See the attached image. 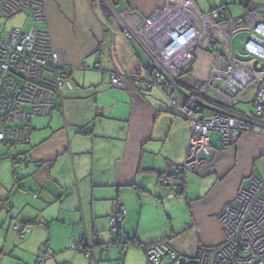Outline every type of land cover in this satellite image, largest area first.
<instances>
[{"label": "crops", "instance_id": "obj_1", "mask_svg": "<svg viewBox=\"0 0 264 264\" xmlns=\"http://www.w3.org/2000/svg\"><path fill=\"white\" fill-rule=\"evenodd\" d=\"M46 1L42 29L74 72L52 116L32 120L27 143H0V264H37L45 247L51 255L45 264H126L132 250L142 254L141 246L164 240L183 258L222 245V210L235 204L244 178L264 180V133H246L228 149L212 137L209 164L186 173L182 192L172 196L162 180L183 170L190 123L160 91H141L131 80L115 88L110 75H144L158 60L176 77L186 69V86L204 82L214 43L227 30L211 11L224 7L232 17V6L244 14L245 6L238 0H201L200 7L195 0H107L102 12L97 0ZM247 5L262 10L264 0ZM130 33L137 41L131 43ZM120 206L127 216L116 235L110 218ZM150 210L158 217L149 218ZM143 222L152 231L144 239Z\"/></svg>", "mask_w": 264, "mask_h": 264}, {"label": "built area", "instance_id": "obj_2", "mask_svg": "<svg viewBox=\"0 0 264 264\" xmlns=\"http://www.w3.org/2000/svg\"><path fill=\"white\" fill-rule=\"evenodd\" d=\"M108 5L107 0H97ZM241 4L246 0H238ZM101 9V8H100ZM262 10L248 7L239 18H232L226 8L211 11L214 23L228 25L223 41L212 53L215 61L207 79L186 86L183 70L176 75L154 60L152 70L136 77L110 75L115 88H124L131 80L141 91H160L168 106L191 126L183 173H197L209 164L214 153L212 137L218 135L222 149L230 148L246 133H264V19ZM27 14L33 28L24 32L15 28L5 35L0 25V143L8 146L23 145L31 135L34 118L50 117L57 108L58 98L67 88L74 69L68 66L56 48L48 30L46 0H0V19L12 20ZM124 32V31H123ZM130 32V31H128ZM131 43L137 41L130 33ZM125 37L127 34L122 33ZM244 38L241 48L235 47L237 38ZM250 57L251 64L236 57ZM258 68L253 69V63ZM82 69L87 70L86 65ZM180 76V77H179ZM250 94V95H249ZM249 95V97H247ZM251 101L252 114L242 113L237 106ZM200 116V117H199ZM172 196L182 192L184 180L163 179ZM11 206V202L7 203ZM12 217L16 214H11ZM127 216L124 206L111 216V230L118 234ZM224 242L215 248H201L191 258L181 257L168 241L144 247L148 264H264V180L252 174L240 184L235 204H227L219 217ZM70 248L81 247L71 242ZM46 251V249H44ZM91 258V250L86 251ZM45 254L38 261L45 264Z\"/></svg>", "mask_w": 264, "mask_h": 264}, {"label": "rangeland", "instance_id": "obj_3", "mask_svg": "<svg viewBox=\"0 0 264 264\" xmlns=\"http://www.w3.org/2000/svg\"><path fill=\"white\" fill-rule=\"evenodd\" d=\"M196 1V4H198V6L200 7V5H199V2L201 1V0H195ZM107 3H108V1H107ZM200 10H201V8H199ZM231 9H233V11H232V17L233 18H237V17H241V16H243L244 15V8L243 7H241V6H239L238 4H235L234 6H232L231 7ZM202 11V10H201ZM0 25L1 26H3V29H4V34L6 35L7 33H8V31H10V30H12V29H15V28H22V30L24 31V32H28V31H30L32 28H33V22L31 21V19L29 18V15H27V14H23V15H20L19 17H16V18H14V19H12V20H8V19H4V18H1L0 19ZM42 28V27H41ZM227 28H228V25H227ZM227 31V30H226ZM222 34H224V33H221V35ZM243 43H244V38H237L236 39V41H235V47L236 48H241L242 47V45H243ZM200 53H201V51H199V54L198 55H200ZM197 55V56H198ZM168 60L169 61H171L172 60V58L171 59H169L168 58ZM172 63V62H171ZM170 63V64H171ZM244 63H247L248 64V66H250V62H244ZM177 64H179V65H181L182 64V61L180 60V62L178 63L177 62ZM173 65H175V64H173ZM176 66V65H175ZM180 71H182L181 69H179ZM183 70H186V69H183ZM173 73V72H172ZM157 92V91H156ZM162 96V95H161ZM163 98V97H162ZM162 102L164 103V104H166L165 103V101H164V98H163V100H162ZM238 107H243V108H247V110H250L251 112H253L254 110H255V108H254V106H253V104L251 103V101H248V102H245L244 101V103H242V104H239L238 106H237V108ZM216 136L217 135H214L213 136V138L215 139L216 138ZM257 172V174H259L260 176L264 173V168L262 169V170H260V172H263V173H259L258 171H256ZM257 176V175H256ZM148 216H149V218H157L158 217V213H156L155 211H153V210H150V211H148ZM152 233V231H149L148 230V228L147 227H145V225H144V222H143V224L141 225V232H140V234H141V237L144 239V238H147V237H149L150 236V234ZM224 237V236H223ZM202 248H204V247H202ZM201 249V248H200ZM199 249V250H200ZM175 250V249H174ZM132 254H131V256H130V258H129V260H128V262L126 263V264H143V261H145V263L144 264H148L147 263V260H146V254L143 252V249H142V251H141V253L142 254H140L138 251H136V250H132V252H131ZM127 254V256H129L128 255V253H126ZM122 257H123V254H122ZM141 260V261H140ZM167 261V260H166ZM166 261H164V262H166ZM163 262V263H164ZM169 263H171L170 261H168ZM106 264H119V263H114V262H106ZM165 264H167V262L165 263Z\"/></svg>", "mask_w": 264, "mask_h": 264}, {"label": "trees", "instance_id": "obj_4", "mask_svg": "<svg viewBox=\"0 0 264 264\" xmlns=\"http://www.w3.org/2000/svg\"><path fill=\"white\" fill-rule=\"evenodd\" d=\"M247 3H248V0H246V3H240L241 5H244L245 6V8H247L248 7V5H247ZM101 8V11L103 12L104 11V8L101 6L100 7ZM227 10V9H226ZM228 12V11H227ZM229 13V12H228ZM213 142V141H212ZM213 144V143H212ZM184 173H183V170H182V172L177 176H171V177H168L169 179H174V180H176V179H178V180H184ZM165 179H167V178H165ZM179 195V194H178ZM120 237V236H119ZM120 241V240H119ZM165 241V240H164ZM115 242V241H114ZM160 242H162V241H160ZM159 243V242H158ZM126 244H129L128 242L126 243ZM153 244H156V243H153ZM153 244H151V245H153ZM148 246H150V245H147V246H141V248L143 249L144 247H148ZM46 248V251H44V252H42L41 253V256L39 257V260H40V258L41 257H43L45 254L47 255V258H46V261L51 257V255L48 253V251H47V247H45ZM182 257V256H181ZM186 259V258H185ZM46 263V262H45ZM37 264H39V263H37Z\"/></svg>", "mask_w": 264, "mask_h": 264}, {"label": "water", "instance_id": "obj_5", "mask_svg": "<svg viewBox=\"0 0 264 264\" xmlns=\"http://www.w3.org/2000/svg\"><path fill=\"white\" fill-rule=\"evenodd\" d=\"M236 58L239 61H241V62H251V60H252L250 57H242L240 55H237ZM253 69L256 70V71H258V72H262L263 71V66H261L260 68H258V62H254L253 63ZM9 218H10L11 221H14L15 220V218H13L11 216H9Z\"/></svg>", "mask_w": 264, "mask_h": 264}]
</instances>
